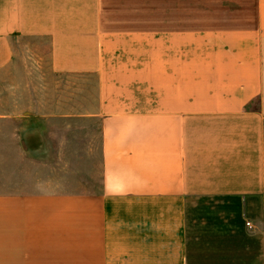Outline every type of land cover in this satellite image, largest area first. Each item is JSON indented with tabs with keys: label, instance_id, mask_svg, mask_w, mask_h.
Masks as SVG:
<instances>
[{
	"label": "crops",
	"instance_id": "0c3cea01",
	"mask_svg": "<svg viewBox=\"0 0 264 264\" xmlns=\"http://www.w3.org/2000/svg\"><path fill=\"white\" fill-rule=\"evenodd\" d=\"M0 264H264V0H0Z\"/></svg>",
	"mask_w": 264,
	"mask_h": 264
},
{
	"label": "rangeland",
	"instance_id": "374dc122",
	"mask_svg": "<svg viewBox=\"0 0 264 264\" xmlns=\"http://www.w3.org/2000/svg\"><path fill=\"white\" fill-rule=\"evenodd\" d=\"M30 44L32 45V43ZM66 78L67 77L65 76L63 77V76L56 75L55 73H53L48 65L47 59L43 58V64L41 65L38 64L33 69L32 80L30 81V89L33 93H37L40 91L60 88V84H65V82L62 83V81L66 80ZM42 95H43V99L45 100L49 101L50 99H53L46 94H42ZM34 96H36L34 100L37 101L38 100L37 94H34ZM76 139H78V137L74 139L72 135L68 137L67 139L68 145L64 147L63 154H62L65 159H69L71 157L72 154L69 153L68 150L71 149L72 144H74V140ZM94 144L95 145L98 144V138H95Z\"/></svg>",
	"mask_w": 264,
	"mask_h": 264
},
{
	"label": "built area",
	"instance_id": "2783aa9c",
	"mask_svg": "<svg viewBox=\"0 0 264 264\" xmlns=\"http://www.w3.org/2000/svg\"><path fill=\"white\" fill-rule=\"evenodd\" d=\"M247 225L251 227V223L250 222H248Z\"/></svg>",
	"mask_w": 264,
	"mask_h": 264
}]
</instances>
